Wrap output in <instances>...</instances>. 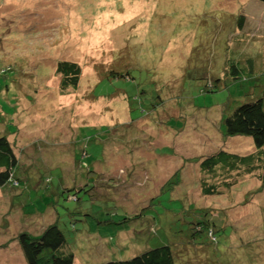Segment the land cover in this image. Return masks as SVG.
<instances>
[{
    "label": "rangeland",
    "instance_id": "rangeland-1",
    "mask_svg": "<svg viewBox=\"0 0 264 264\" xmlns=\"http://www.w3.org/2000/svg\"><path fill=\"white\" fill-rule=\"evenodd\" d=\"M241 15L249 51L258 56L264 51V3L258 0H0V58L16 74L11 98L2 101L4 122L18 127L10 141L23 180L61 171L60 188L70 189L77 180L85 190L77 206L55 197L58 187L47 195L37 186L20 203L16 191L24 196L25 190L0 189V264H28L18 234L42 232L58 222L56 211L69 234L74 264L130 259L165 244L176 250L184 241L182 231L191 233L184 246L211 251L206 232L193 238L190 230L199 217L196 205L221 211L204 220L215 222L222 251H213L210 260L209 251L197 256L195 248L184 247L183 264H264V187L258 173H229L228 189L219 186L218 196L204 197L198 169L202 158L219 151L254 152L252 138L224 137L218 122L224 108L230 112L255 100V83L239 81L202 94L191 82L177 96L179 104L175 101L178 82L189 70L205 72L223 62L211 52L242 61L246 41L230 29ZM67 60L83 70L79 86L63 91L56 67ZM112 60L128 62L135 80L100 83V70ZM219 62L213 73L224 75L228 66ZM158 92L166 93V107L178 104L187 121L183 128L156 116L164 106H151ZM10 100L18 105L11 107ZM105 128L110 133H103ZM83 151L89 154L84 160ZM132 161L139 166L135 170ZM45 178L51 184L52 177ZM96 185L93 196L89 190ZM76 207L86 214L77 231ZM140 234L146 240L137 243Z\"/></svg>",
    "mask_w": 264,
    "mask_h": 264
},
{
    "label": "trees",
    "instance_id": "trees-1",
    "mask_svg": "<svg viewBox=\"0 0 264 264\" xmlns=\"http://www.w3.org/2000/svg\"><path fill=\"white\" fill-rule=\"evenodd\" d=\"M264 3V0H258ZM245 18V19H244ZM245 20V23H244ZM235 27H230L231 30L234 31L238 40L246 41L242 44V51L241 57L242 61L231 60L226 55H220L216 52H211L214 58H221L223 62H219L222 67L228 66L226 68L225 74L220 75V71L218 70L217 73H213V71L217 70V65L212 64L208 66L205 72L202 69L198 70L196 67L189 70L187 75L178 82L180 84L178 86V93H176L175 101L179 104L178 97L179 95L184 94L186 91V87L188 84L192 82L199 86L200 92L202 94L208 93H216L218 91L223 90L230 84L239 81H248L252 80L255 84L252 86L251 89L255 90L256 98L253 101L245 102L238 106L233 111L226 112L228 109L224 108L221 113V117L218 122V127L222 130L224 137H250L253 139L254 144V152L248 155H241L237 153H231L227 151H219L217 154H213L209 157L202 158L200 161V165L198 164V169L200 172V189L201 194L204 197H214L218 196L219 193V186H223V188L228 189L230 182L228 181L231 178L229 173L238 172L239 174H246V173H258L259 180L261 181L264 187V72L259 71L258 67H264V51H261L258 56H254L250 53L249 48L251 46V41L247 38L246 28V16L241 15L239 19V23L234 25ZM237 28L239 30H237ZM225 29V28H224ZM225 34L229 37V31H225ZM230 34V35H231ZM225 35V36H226ZM226 36V37H227ZM244 39H243V37ZM246 39V40H245ZM217 43V37L215 38V43ZM263 52V53H262ZM230 54V53H229ZM240 57V58H241ZM117 60V59H116ZM3 59L0 58V121L5 124V116L4 115V108L5 104L2 101L6 100L4 98L10 99L11 94V83L13 78L16 74H13L11 71L12 67L14 66H4L2 64ZM109 64L108 67L104 66L102 70H100V83L104 82H112L116 79H132L133 72H129L128 62L125 64L116 61L115 64ZM199 68V67H198ZM230 68V70H229ZM16 70V68H15ZM82 66L75 61L67 60L63 62H59L56 67V73L61 76V88L62 90H67L69 88L76 89L81 81L82 77ZM131 81V80H130ZM99 83V84H100ZM174 82H170V85H173ZM164 87L162 88V90ZM166 88L165 90H167ZM173 89V88H172ZM171 89V90H172ZM262 89V94L260 91ZM164 90V91H165ZM176 90V89H175ZM159 96L158 99L153 101L151 106L164 105L160 108V111L156 113V116L160 117L161 119H167V123H175L177 129L179 125L183 128L187 123L186 118L182 115V111L177 109V105L175 104V108H168L166 107V93L158 92ZM6 95V96H4ZM127 96V94H125ZM259 95V96H258ZM258 96V97H257ZM101 96L100 98H102ZM104 98V97H103ZM11 107L18 105L17 100L15 102L11 101ZM194 106H191L193 108ZM18 107H14V115L17 111ZM155 108V107H154ZM195 111L200 110L194 107ZM156 111V110H155ZM155 111L153 114H155ZM11 123L5 124V132L0 133V189L4 191H10L11 189L16 191V189L25 190L26 193L23 196L17 195L15 196V203L19 200L22 201L25 197L31 198V194L28 192H33L37 190V186H41L43 191L47 193V195L52 194L53 188L58 187V193L55 197H64V200H73L78 204L81 202V191H85L83 189L84 184L80 186L78 181H74V186L70 189H62L63 184H61L60 188V180L62 178L61 171L52 172L55 175H45L44 179L42 178L39 180H34L33 182L29 178V181H24L22 174L21 167L19 166V159L15 152V144L10 141V135L18 133V127L15 125V121L10 120ZM134 120H131L133 122ZM108 129V130H107ZM103 133H110L109 128H105ZM102 152V149H100ZM103 153H104V146H103ZM87 151L82 152L81 159L84 160L88 156ZM85 165V164H84ZM132 170L137 169L136 162L132 161ZM86 175L91 176L93 172V168H86ZM229 175V176H228ZM47 176H51L52 178H48V184L46 183ZM39 181V182H38ZM48 185V186H46ZM97 185L96 187L90 188L89 192L91 194H96L97 192ZM68 194V195H67ZM90 194V195H91ZM157 196V194H155ZM14 203V205H15ZM18 205V207H20ZM47 208V207H46ZM55 211L57 210L54 206ZM69 208L67 207V210ZM195 209L199 212V217L194 222H191L190 230H192L193 238H196L197 235L201 233H205L208 235L210 242L208 244L211 246V251L204 248V247H191V246H184L185 243L190 242L191 240V233L188 231H182L184 234V241L177 245L176 250L172 248L171 245H162L153 247L143 253H140L130 259L125 260H118V261H107L105 263L100 264H183L185 261L186 252L184 247L186 248H195V255L198 256L199 252H204V254L209 251L210 257L212 259L213 251L219 252L222 249L219 247L218 239L216 237L215 232V222L212 224L209 220H204L206 216H214V214H218L221 211L209 210L208 207L198 206L196 205ZM212 209V208H211ZM23 210V209H22ZM74 213L77 214L78 219H74L72 221L73 228L77 231V223L81 222L83 212L79 211L78 208H74ZM70 211V210H69ZM35 213L34 211L26 214L31 215ZM58 222L50 225L49 227L45 228L42 232L37 234H33L31 232H21L18 234V241L23 252L25 255L28 264H74L76 255L72 249L71 242L69 241V234L67 236L65 230L60 226V217L59 213L56 211ZM203 221V222H200ZM77 224V225H76ZM75 231V232H76ZM146 240L145 236L137 235L136 241L137 243L143 242ZM133 241V240H132ZM216 241V242H215ZM193 245H196L192 243ZM71 246V247H70Z\"/></svg>",
    "mask_w": 264,
    "mask_h": 264
}]
</instances>
